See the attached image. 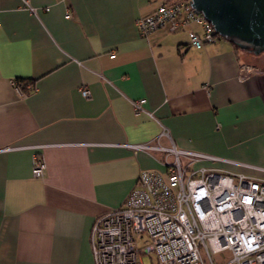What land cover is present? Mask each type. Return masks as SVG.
I'll return each instance as SVG.
<instances>
[{
	"label": "crops",
	"instance_id": "obj_1",
	"mask_svg": "<svg viewBox=\"0 0 264 264\" xmlns=\"http://www.w3.org/2000/svg\"><path fill=\"white\" fill-rule=\"evenodd\" d=\"M161 3L0 0V264H94V219L140 171L164 170L161 152L127 145L162 130V145L216 158L205 167L264 179V53L194 48L186 29L140 36ZM242 64L258 71L240 81ZM17 79L36 90L20 95Z\"/></svg>",
	"mask_w": 264,
	"mask_h": 264
},
{
	"label": "built area",
	"instance_id": "obj_2",
	"mask_svg": "<svg viewBox=\"0 0 264 264\" xmlns=\"http://www.w3.org/2000/svg\"><path fill=\"white\" fill-rule=\"evenodd\" d=\"M65 17H70L68 10ZM136 28L143 37L163 28L186 29L194 48L219 39L189 0L161 3L139 17ZM257 71L241 65L237 77L243 81ZM13 84L22 96L36 90L30 83ZM81 94L89 97L87 89ZM144 103L132 101L134 111L146 112ZM163 136L168 137L165 130L153 141L127 145L161 152L164 170L140 171L122 204L94 219L89 233L94 264H139L140 253L154 254L150 264H214L212 255L225 250L230 257L224 264H264V179L205 167L202 162L216 158L172 142L164 146ZM44 170L34 158L32 175L42 177Z\"/></svg>",
	"mask_w": 264,
	"mask_h": 264
},
{
	"label": "water",
	"instance_id": "obj_3",
	"mask_svg": "<svg viewBox=\"0 0 264 264\" xmlns=\"http://www.w3.org/2000/svg\"><path fill=\"white\" fill-rule=\"evenodd\" d=\"M215 33L235 48L264 53V0H189Z\"/></svg>",
	"mask_w": 264,
	"mask_h": 264
},
{
	"label": "rangeland",
	"instance_id": "obj_4",
	"mask_svg": "<svg viewBox=\"0 0 264 264\" xmlns=\"http://www.w3.org/2000/svg\"><path fill=\"white\" fill-rule=\"evenodd\" d=\"M221 39H223V38H221ZM242 65H245V64H242ZM248 66H250V65H248ZM250 67H253V66H250ZM253 68H255V67H253ZM255 69H257V68H255ZM229 156H231L232 158H237L235 155L229 154ZM229 257H230L229 251L225 250V251L213 254L212 260H213L214 264H224L229 259ZM154 258H155V256L153 253H150V254L140 253V254H138V260L140 261L139 264H150L154 260Z\"/></svg>",
	"mask_w": 264,
	"mask_h": 264
},
{
	"label": "trees",
	"instance_id": "obj_5",
	"mask_svg": "<svg viewBox=\"0 0 264 264\" xmlns=\"http://www.w3.org/2000/svg\"><path fill=\"white\" fill-rule=\"evenodd\" d=\"M176 1H181V0H163V2H166V3H173V2H176ZM218 38L221 39L220 36ZM235 49H237V48H235ZM16 82L19 83V84H21V86H25V85H27L29 83L30 84H33V81H31V80H25V79H17Z\"/></svg>",
	"mask_w": 264,
	"mask_h": 264
}]
</instances>
